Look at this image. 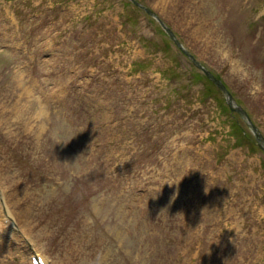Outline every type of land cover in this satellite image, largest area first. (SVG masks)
Returning <instances> with one entry per match:
<instances>
[{
  "label": "rangeland",
  "instance_id": "1",
  "mask_svg": "<svg viewBox=\"0 0 264 264\" xmlns=\"http://www.w3.org/2000/svg\"><path fill=\"white\" fill-rule=\"evenodd\" d=\"M140 1L264 134V0ZM124 3L0 0V264H264L263 150Z\"/></svg>",
  "mask_w": 264,
  "mask_h": 264
},
{
  "label": "water",
  "instance_id": "2",
  "mask_svg": "<svg viewBox=\"0 0 264 264\" xmlns=\"http://www.w3.org/2000/svg\"><path fill=\"white\" fill-rule=\"evenodd\" d=\"M137 5L146 10L149 14L157 18L160 23L163 25L165 30L170 34V36L174 39V41L183 49V51L193 60V62L223 91L226 96V100L233 111H237L240 113L242 118L247 122L253 131L259 146L264 150V135L259 131L257 125L253 122L248 112L239 106L231 93V91L227 88L225 83L215 76L206 66H204L188 49L184 47V45L180 42V40L175 36L173 30L165 24V22L149 7L145 6L138 0H133Z\"/></svg>",
  "mask_w": 264,
  "mask_h": 264
},
{
  "label": "trees",
  "instance_id": "3",
  "mask_svg": "<svg viewBox=\"0 0 264 264\" xmlns=\"http://www.w3.org/2000/svg\"><path fill=\"white\" fill-rule=\"evenodd\" d=\"M149 42H152L153 45H154V41L152 40H149L148 41V45H149ZM160 49V48H159ZM140 69V68H138ZM194 77L202 80H206V85H207V89L205 90L206 91V95L207 96H210L212 95V93H214L216 90H219L217 89V87L215 86V84L209 80L203 73H201L200 71H197L195 74H194ZM214 86V88L212 87ZM220 91V90H219ZM223 105V109H221V111L225 112V113H228L229 116L231 117L232 114L229 113L230 110H229V106L227 104H225V102L222 104ZM224 109L228 110L229 112L225 111ZM237 118V117H236ZM238 129V130H237ZM234 130L235 131H238L240 136L242 138H240V140H243L242 142L246 143V142H254V139H252L253 137V134L252 133H249L248 130L244 127V125L242 124V122L240 120H235V123H234Z\"/></svg>",
  "mask_w": 264,
  "mask_h": 264
},
{
  "label": "bare ground",
  "instance_id": "4",
  "mask_svg": "<svg viewBox=\"0 0 264 264\" xmlns=\"http://www.w3.org/2000/svg\"><path fill=\"white\" fill-rule=\"evenodd\" d=\"M38 101H42L40 98H36ZM0 103H1V98H0ZM5 106H8L6 103L4 104ZM1 113H3V112H1ZM20 117V116H19ZM18 117V118H19ZM6 123V118H5V115L4 114H0V131L1 130H3V124L2 123ZM19 192V191H18ZM20 193V192H19ZM5 203L6 202H4L3 203V201H2V199L0 198V221L2 222V220H3V218L4 217H6L5 215L7 214L9 217H11V219H13L12 218V211H11V208H10V206L6 203V205H5ZM4 212H6V214L4 215V214H2V213H4ZM1 222H0V225H1ZM4 225H2V229H4V227H3ZM5 230V229H4ZM10 230V231H9ZM8 230V233L9 232H11L12 233V235L11 236H14V239L15 240H19L20 239V237H19V234L17 233V231H15V233H14V231H13V228H10Z\"/></svg>",
  "mask_w": 264,
  "mask_h": 264
},
{
  "label": "clouds",
  "instance_id": "5",
  "mask_svg": "<svg viewBox=\"0 0 264 264\" xmlns=\"http://www.w3.org/2000/svg\"><path fill=\"white\" fill-rule=\"evenodd\" d=\"M66 142H60V143H57V144H64ZM93 211L98 213L99 212V209L98 207L93 204ZM104 256L102 254H96L95 256L93 257H89L87 255L83 256L80 258L79 260V264H104Z\"/></svg>",
  "mask_w": 264,
  "mask_h": 264
}]
</instances>
